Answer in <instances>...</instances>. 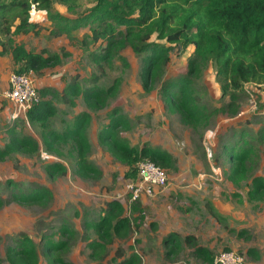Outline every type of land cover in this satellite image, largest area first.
I'll return each mask as SVG.
<instances>
[{
  "label": "trees",
  "instance_id": "obj_1",
  "mask_svg": "<svg viewBox=\"0 0 264 264\" xmlns=\"http://www.w3.org/2000/svg\"><path fill=\"white\" fill-rule=\"evenodd\" d=\"M79 1L0 0V58L9 53L4 38L10 36L7 42L13 44L10 53L14 73L32 71L41 77L47 70L63 64L58 54L15 44L14 37L31 33L40 35L42 23L31 21L32 4L47 13V21L52 27H44L45 30L57 38L65 36L70 41H79L83 51L88 53L89 63L97 67L89 78L81 79L77 75L62 90L41 89V102L28 113V123L38 130L41 142L26 135L16 123L6 131L8 142L0 148V161L17 155L35 158L43 149L62 159L46 165L49 177L67 175L69 169L64 161L68 159L74 163L78 177L85 181H100L104 174L90 160L93 144L88 129L93 115L108 109L120 93L122 76L115 77L107 85L102 79L106 66L114 68V63H122V71L131 68L123 54L127 49L139 57V77L144 94L153 93L160 84L158 95L165 111L177 116L183 127L200 131L201 135L209 129L214 118L220 115L233 117L239 113V100L247 84L264 89V0H94V6L81 14L76 13ZM55 3L66 6L73 15L66 16L55 10ZM175 48L193 49L187 71L164 80ZM210 66L215 70L220 86V100L229 99L220 107L206 103L201 90L202 77ZM79 100L86 110L75 114L71 120L59 118L62 127L55 126L61 113L66 114L57 103L75 109ZM107 118V125L97 135L98 143L104 152L127 169L124 176L128 181L137 178V165L143 160L153 161L167 173L179 170L177 159L167 149L148 142L142 147L135 146L123 136V132L133 130V123L120 108L111 109ZM260 119L264 120V113ZM254 143L264 145V125L257 133L233 130L229 138L218 145L212 161L237 189L251 180L247 185V200L250 204H260L264 202V176L251 177L257 163ZM53 201L54 194L48 187L35 183L27 187L14 180L0 182V208L12 203L46 208ZM209 207L211 214L218 217L216 209ZM132 211L139 214L136 220L128 216L122 202L113 200L105 203L96 220L86 218L84 229L97 236V240L88 244L91 258L101 261L103 253L115 240L126 241L135 229H139L135 222L144 218L141 201L132 204ZM57 227L58 233L53 232L54 227L46 222L38 241L24 232L0 236V245L2 243L5 250L0 264H40L41 257L46 264H71L65 261V256L79 231L61 218ZM239 235L247 236V231L243 230ZM250 238L247 236L246 239ZM180 240L177 234L164 238L163 244L169 248L168 256L178 254ZM184 242L194 248L193 255L203 263L214 264L213 251L198 245L196 237L188 236ZM117 256H123L121 250ZM244 256L255 260L261 257L256 248L249 249ZM114 264H142L141 255L133 253L122 261L115 260Z\"/></svg>",
  "mask_w": 264,
  "mask_h": 264
},
{
  "label": "rangeland",
  "instance_id": "obj_2",
  "mask_svg": "<svg viewBox=\"0 0 264 264\" xmlns=\"http://www.w3.org/2000/svg\"><path fill=\"white\" fill-rule=\"evenodd\" d=\"M93 6L94 0H80L76 13H84ZM53 7L63 15H73L64 5L55 3ZM36 12H38L36 18L32 14L30 17L31 21L42 23L40 35L35 36L31 33L27 36L14 37L15 44H25L29 49L38 52L47 50L58 54L63 62L57 68L47 70L42 77L35 75L36 88L38 89L37 83L40 81L44 86L52 81L50 85L61 89L77 75L81 79H87L92 72L95 73L97 67L89 63L88 53L83 51L79 41L51 35L44 28L52 27L47 21V13L38 9ZM8 38L11 37L4 38V41L9 53L1 58L5 65H9L8 59L13 64L10 53L13 44L7 42ZM192 53L191 48L186 51L175 48L171 53L164 80L184 74ZM123 54L131 68L122 71V63H120L122 65L114 63V68L106 66V74L102 79L103 84L107 85L109 82L112 83L115 77L122 76L120 93L108 109L93 117L88 129V136L94 142L90 160L101 168L103 178L100 181L83 180L74 172V163H70L68 159L64 161L69 169L67 175L49 177L45 171L46 165L61 162L62 159L43 153L45 152L43 149L35 158L17 155L0 161V182L14 180L27 187L35 183L48 187L54 194V201L46 208L18 203L0 208V236L24 232L38 241L45 231L43 229L46 222L54 227L51 231L58 233L60 225L58 227L57 225L61 218L72 228L75 225L79 230V235L74 237L69 253L65 256V261L71 264H114L115 260L122 261L133 253L141 255L142 264H205L193 255L194 248L185 244L184 239L188 236L196 237L198 245L211 249L214 256L226 250L246 255L249 249L256 248L260 253V260L246 256L244 264H264V202L250 204L247 200V185L251 180L237 189L222 171H218L212 158L209 161V154L214 156L218 145L227 140L233 130L246 129L257 133L262 128L264 120L260 118L264 113V89L257 85H246L245 92L239 100V113L233 117L220 115L214 118L209 129L201 135L200 131L193 132L183 127L177 116L165 111L158 95L160 84L153 93L144 94L139 77V57L129 49ZM9 71L10 74L13 73L14 68H10ZM3 74H6V68ZM58 75L60 76L57 77ZM201 90L205 102L212 107H220L229 102V99L220 100L222 96L220 86L216 81L215 70L211 66L204 72ZM77 103L75 109L57 103L58 108L66 114L61 113L54 125L61 128L59 118L71 120L75 114L86 110L80 100ZM117 107L121 109L123 115L131 118L133 123V130L123 132V136L129 138L131 144L135 146H141L148 141L151 145L167 148L177 159L179 170L168 173V185L154 197L140 200L144 218L135 222L139 229H135L126 241L115 240L103 253L102 260L98 261L91 258L92 251L88 244L97 240V236L93 231L84 229L86 218L90 221L96 220L105 203L113 200L124 204L129 217L135 220L139 217V214L132 211L133 203L130 202L126 190L129 181L124 174L127 169L108 153L103 152L98 143L97 135L108 122L107 113ZM13 125L14 121L10 118L0 120V148L4 147L8 139L6 127ZM19 125L26 135L41 142L36 128L28 123L23 124L21 120ZM254 144L257 148V163L251 177L264 176V145ZM64 154L66 155V152ZM209 205L216 209L218 217L211 214ZM243 230L247 231L250 239H246V235L240 237L239 234ZM170 234H177L181 238V246L175 256H168L169 248L163 244L164 238ZM120 250L123 253L121 258L117 256ZM4 256L5 250L1 243L0 258L4 259ZM41 258L42 264H46L44 258Z\"/></svg>",
  "mask_w": 264,
  "mask_h": 264
},
{
  "label": "built area",
  "instance_id": "obj_3",
  "mask_svg": "<svg viewBox=\"0 0 264 264\" xmlns=\"http://www.w3.org/2000/svg\"><path fill=\"white\" fill-rule=\"evenodd\" d=\"M36 4H32L30 14L36 12ZM35 74L11 73L9 77V89L3 93L15 107L14 118H28V113L41 102V96L35 86ZM248 85V84H247ZM209 158L212 155L209 154ZM169 182L168 173L151 160L140 161L137 165V178L127 183L126 190L130 202L135 203L145 197H154L156 193L164 189ZM245 256L235 251H223L216 255L214 264H244Z\"/></svg>",
  "mask_w": 264,
  "mask_h": 264
},
{
  "label": "crops",
  "instance_id": "obj_4",
  "mask_svg": "<svg viewBox=\"0 0 264 264\" xmlns=\"http://www.w3.org/2000/svg\"><path fill=\"white\" fill-rule=\"evenodd\" d=\"M4 58V57H3ZM12 60V59H11ZM8 62H9V65H5V63H2V59L0 58V120H6V119H8V118H10L11 120H13L14 121V125L13 126H15L16 125V123H20V120L23 122H26V125H27V123H28V118L27 119H25V118H23V117H19V118H14L13 116L16 114V110H15V107H14V105L9 101V100H7V99H5L4 98V96H3V93L6 91V90H8L9 89V77H10V71H9V69L10 68H12L13 67V64L10 62V60L8 59ZM58 67V66H57ZM56 67V68H57ZM6 68V74H3V71H4V69ZM46 73V72H45ZM45 75V74H44ZM60 75H58L57 77H59ZM42 77V76H41ZM4 81V83L2 84V82ZM39 81V80H38ZM51 82L52 81H50V82H48V85L47 86H44L43 84V82L42 81H40L39 83H37V86H38V89H39V91L41 90V89H48V88H53V89H57V90H62L63 88H57V87H55L54 85L52 86V85H50L51 84ZM42 83V84H41ZM38 84H40V85H38ZM50 85V86H49ZM40 86V87H39ZM66 86V85H65ZM114 101H116V100H114ZM113 102V101H112ZM111 102V103H112ZM93 117H95V115H93ZM94 119V118H93ZM93 122V121H92ZM108 123V122H107ZM29 124V123H28ZM165 124H168V123H165ZM148 127H150V124L148 125ZM8 128H10V127H6V130L5 131H7V129ZM6 135H7V133H6ZM125 137V136H124ZM7 138H8V136H7ZM90 139V138H89ZM129 139V138H128ZM130 140V139H129ZM8 142V139H6V143ZM90 142L93 144V146H94V142L90 139ZM148 142V141H147ZM5 143V144H6ZM4 144V145H5ZM144 143H142V145H143ZM142 145L140 146V147H142ZM154 146V145H153ZM94 148V147H93ZM163 148V147H162ZM164 149H167V148H164ZM102 151H103V149H101ZM168 150V149H167ZM169 151V150H168ZM104 152V151H103ZM43 153H45V152H43ZM45 154H47V153H45ZM48 155V154H47ZM108 156V155H107ZM209 161H211V159H209ZM98 164V163H97ZM127 171V170H126ZM218 171L220 172L221 170H220V168H218ZM75 229H77L78 230V228L75 226ZM79 231V230H78ZM43 259L41 258L40 259V264H42L43 262Z\"/></svg>",
  "mask_w": 264,
  "mask_h": 264
},
{
  "label": "bare ground",
  "instance_id": "obj_5",
  "mask_svg": "<svg viewBox=\"0 0 264 264\" xmlns=\"http://www.w3.org/2000/svg\"><path fill=\"white\" fill-rule=\"evenodd\" d=\"M36 14H38V12H36V13L33 14L34 15V18H36Z\"/></svg>",
  "mask_w": 264,
  "mask_h": 264
}]
</instances>
